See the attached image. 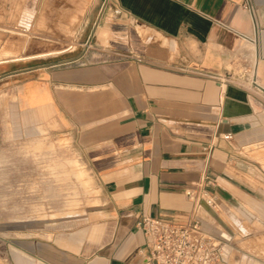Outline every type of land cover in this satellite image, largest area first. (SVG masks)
I'll list each match as a JSON object with an SVG mask.
<instances>
[{"label": "crops", "instance_id": "obj_1", "mask_svg": "<svg viewBox=\"0 0 264 264\" xmlns=\"http://www.w3.org/2000/svg\"><path fill=\"white\" fill-rule=\"evenodd\" d=\"M1 81L74 134L102 189L22 264H144V215L201 220L230 264L223 212L264 223L245 153L264 143V0H0Z\"/></svg>", "mask_w": 264, "mask_h": 264}, {"label": "rangeland", "instance_id": "obj_2", "mask_svg": "<svg viewBox=\"0 0 264 264\" xmlns=\"http://www.w3.org/2000/svg\"><path fill=\"white\" fill-rule=\"evenodd\" d=\"M5 82H0V264H22L25 244L47 236L43 225L81 221L102 203V189L74 134L46 112L21 109ZM245 153L264 177V143ZM257 184L264 188V182ZM230 210L237 216L222 214L224 229L230 228V264H264V223L250 220L242 209Z\"/></svg>", "mask_w": 264, "mask_h": 264}, {"label": "built area", "instance_id": "obj_3", "mask_svg": "<svg viewBox=\"0 0 264 264\" xmlns=\"http://www.w3.org/2000/svg\"><path fill=\"white\" fill-rule=\"evenodd\" d=\"M223 138L231 139L232 134H224ZM189 195L192 199L200 195L209 207L216 205V197L205 189L200 193L190 190ZM137 225L146 239L144 264H229L224 242L199 219L175 223L144 215Z\"/></svg>", "mask_w": 264, "mask_h": 264}]
</instances>
